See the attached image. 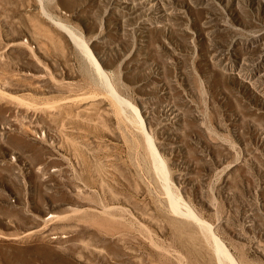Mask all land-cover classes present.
<instances>
[{
    "label": "rangeland",
    "instance_id": "1",
    "mask_svg": "<svg viewBox=\"0 0 264 264\" xmlns=\"http://www.w3.org/2000/svg\"><path fill=\"white\" fill-rule=\"evenodd\" d=\"M0 264H264V0H0Z\"/></svg>",
    "mask_w": 264,
    "mask_h": 264
},
{
    "label": "bare ground",
    "instance_id": "2",
    "mask_svg": "<svg viewBox=\"0 0 264 264\" xmlns=\"http://www.w3.org/2000/svg\"><path fill=\"white\" fill-rule=\"evenodd\" d=\"M154 1V0H153ZM62 25V24H61ZM63 31V30H62ZM68 31V30H67ZM69 33V32H68ZM69 34H71V32L69 33ZM77 34V33H76ZM78 35V34H77ZM79 36V35H78ZM73 37V40L75 41V43H77L79 46H81L82 47V49H83V51L87 54V57H88V59L89 60H91L93 63H94V65H95V67L99 70V71H101V69H100V66H99V64H98V62L95 60V58H96V56H95V58L93 57V55H92V53L90 52V50L87 48V46H86V44H84L79 38H77V37H75V36H72ZM78 46V47H79ZM97 59V58H96ZM103 71V70H102ZM101 71V72H102ZM103 74H104V72L102 73V76H103ZM135 110H137V109H135ZM138 112V111H137ZM138 114V113H137ZM154 152H155V150H153ZM105 209V208H104ZM175 209V208H174ZM176 210V209H175ZM106 211V210H105ZM107 213V212H106ZM189 213H190V215L192 214V212L191 211H189L188 210V215H189ZM192 216H194V215H192ZM49 219V218H48ZM53 220V219H52ZM51 221V220H50ZM45 223H48V222H45ZM47 226V225H46ZM41 229V228H40ZM48 231H49V229H48ZM36 233V232H35ZM45 236V235H44ZM41 238V237H40ZM219 245V249H221V251H223V254L225 253V254H227V252H226V250H225V248L221 245V243L219 244V243H217V246Z\"/></svg>",
    "mask_w": 264,
    "mask_h": 264
}]
</instances>
